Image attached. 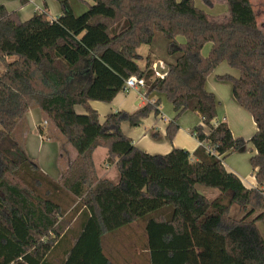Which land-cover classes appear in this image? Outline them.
Returning <instances> with one entry per match:
<instances>
[{"label": "trees", "instance_id": "1", "mask_svg": "<svg viewBox=\"0 0 264 264\" xmlns=\"http://www.w3.org/2000/svg\"><path fill=\"white\" fill-rule=\"evenodd\" d=\"M57 1L58 18L46 9L27 21L0 4V264H116L102 237L134 221L144 222L149 264H264V31L251 0H224L222 17L196 0H94L78 15L70 0ZM157 32L174 58L163 75L150 54L143 67L138 62V49ZM223 61L240 72L219 78L231 82L234 98L257 125L249 140L234 137L226 120L215 124L219 102L206 80ZM131 75L145 80L147 93H164L173 104L169 140L184 111L201 116L193 128L201 144L193 153L152 154L123 132L122 122L139 126L152 111L158 114L159 100L100 120L90 102H112ZM33 106L77 151L59 180L29 157L16 135ZM38 131L44 135L42 126ZM248 141L256 149L250 159L256 188L223 163ZM97 147L107 148L118 181L98 177ZM198 185L220 194L209 199ZM75 214L79 226L65 231ZM56 249L61 258L53 262Z\"/></svg>", "mask_w": 264, "mask_h": 264}, {"label": "crops", "instance_id": "2", "mask_svg": "<svg viewBox=\"0 0 264 264\" xmlns=\"http://www.w3.org/2000/svg\"><path fill=\"white\" fill-rule=\"evenodd\" d=\"M81 1L82 2H74L70 0L76 15L81 14V12L83 13L88 9L89 4L94 3V0ZM0 4H4L8 10H17L22 21H27L35 13L46 11V9L49 12L50 19L58 18L62 13L61 5L57 0H0ZM197 6L204 9L205 11L207 10L205 7H201L198 4ZM210 8L211 11L208 12L209 14L215 15V13H218L216 11L215 2L212 6H210ZM259 26L263 30L264 22ZM178 39L181 41L184 40L182 36H179ZM148 54L153 56L152 59L154 69L158 62H160L163 66H168V62L174 61V58L169 56L167 52H165L163 56L157 55L156 57H154L151 52ZM139 55V59H142V56H145L141 53H139ZM8 60L13 59L8 57ZM142 60H144V63L140 64V66L143 67L146 62V58L144 57ZM226 63V61L220 63L206 80V88L209 91L214 92L219 102L217 106V117L215 119V124L222 120H226L232 130L234 137H242L246 140H249L256 132L257 125L252 115L245 108L239 105L234 98L231 82L224 81L219 78V76L224 74H231L236 77L240 74L238 69L232 68L228 63L227 64L229 66ZM154 100L160 101V104L158 105L159 113L156 114L155 111H152L147 117L142 119L139 126H133L128 121L122 122L121 128L123 132L132 138L133 143L136 146L152 154H166L174 148L186 149L193 153L200 145V141L193 133V128L196 125L202 123V118L198 113L192 110L184 111L177 119L179 126L178 131L176 132L173 140H169L167 138V128L170 121L175 118L176 111L173 104L168 101L167 96L164 93L157 91L147 93L146 88L138 87L129 92L122 90L116 95L112 102L93 100L90 102V104L98 111L100 120L103 121L105 117L111 112L118 110L133 112L146 103H151V101ZM76 110L78 112L84 111L81 106H76ZM45 120L46 119L43 117L40 108L37 106L31 107L26 114L24 122L18 127L16 135L24 143L25 150L29 157L37 161L41 169L51 178L59 180L62 176V172L72 164L78 154L71 144L59 132L58 128L52 126L50 127L49 124H45ZM39 126L43 127L44 135L39 133ZM255 153V147L251 142L248 141L244 147L229 154L223 160L225 168L228 171L236 173L241 178L244 185L248 188H256L258 186L250 163V159ZM96 157L97 160L101 161L99 169L96 165ZM107 157V148L97 147L94 150L93 158L98 177L100 179L109 178L113 181H118L119 179L116 180L114 177H112V172L114 169H116V167L114 164L107 163ZM203 194L206 195L205 193ZM219 194H216L215 197H217ZM206 196L209 199L215 198H212L208 195ZM77 226H79V215L75 214L74 218L68 222L65 231L69 227L75 228ZM106 235L131 239V241L135 242L136 244L134 253L137 261L136 264H149L147 259L148 251L143 247L147 241V233L145 231V225L143 221H134L129 226L122 228L116 233L105 234L102 237V245L103 238ZM70 239L74 240L73 235H70ZM50 255L53 262H57L61 258V252L57 249L53 250ZM106 255L116 264H129V260H126V258H122L120 261L113 256H109L107 253Z\"/></svg>", "mask_w": 264, "mask_h": 264}, {"label": "rangeland", "instance_id": "3", "mask_svg": "<svg viewBox=\"0 0 264 264\" xmlns=\"http://www.w3.org/2000/svg\"><path fill=\"white\" fill-rule=\"evenodd\" d=\"M72 1L82 2L81 0H72ZM213 1L216 3V11L218 12V13H215V16H221L222 17L223 15L227 14L228 10L226 9L227 6L224 5L226 3H223V2H225L224 0H213ZM251 2L253 4L254 10H255L256 15H257L258 25H261V23L264 22V0H251ZM197 4L200 5L201 7H205V9H207L206 10L207 12L211 11L210 6L207 5L204 1L196 0V5ZM226 10H227V12H226ZM263 31H264V29H263ZM182 38L184 39V37H182ZM210 46H212L211 43H207L204 46V48L202 49V54L204 56L208 55L209 49H211ZM166 47H167L166 38L164 37V35L161 32H157L155 37H154V41L151 44L142 45L139 49V53L145 55V56H142V59L144 57L146 58V56L148 55L149 52H151V54L154 55V57H156L157 55L163 56L164 53L166 52ZM152 57L153 56H151V58ZM10 58L13 59L14 57H10ZM142 59L138 60V62L140 64L144 63V60H142ZM2 68H3V65L0 63V69H2ZM168 101H169V99H168ZM47 121H48V124L50 125V127L51 126L55 127V125L53 123H51L49 120H47ZM96 165L99 169L100 165H101V161L97 160V157H96ZM112 177H114V179H116V180L119 179V173H118L117 169L113 170ZM198 187H199L200 191H202L203 193H205L208 196H211L212 198L215 197L216 194H219V192H218L219 190H217V189L208 188V187H204L201 185H198ZM238 213H239L238 212V205L235 204L232 208V214L237 216ZM260 229L264 235V224L260 223ZM103 246H104L105 252L109 256H113L114 258H117L120 261L122 260V258H126V260H129V264H136L137 263L136 257L134 255L135 249H136V244H135V242L131 241V239H128L125 237L120 238V237H112L110 235H106L103 238Z\"/></svg>", "mask_w": 264, "mask_h": 264}, {"label": "built area", "instance_id": "4", "mask_svg": "<svg viewBox=\"0 0 264 264\" xmlns=\"http://www.w3.org/2000/svg\"><path fill=\"white\" fill-rule=\"evenodd\" d=\"M138 87H144L146 88V82L143 78H140L136 75H131L130 77H128L125 81V84L123 86V91L125 92H129L133 89H136ZM154 101H151V103H154ZM45 124H48V121L45 120L44 121ZM201 144V143H200ZM207 148L211 151V152H215L213 147H210L209 145H207Z\"/></svg>", "mask_w": 264, "mask_h": 264}, {"label": "water", "instance_id": "5", "mask_svg": "<svg viewBox=\"0 0 264 264\" xmlns=\"http://www.w3.org/2000/svg\"><path fill=\"white\" fill-rule=\"evenodd\" d=\"M169 70L168 66H163L160 62H158L155 66V71L159 74V75H163L165 73H167Z\"/></svg>", "mask_w": 264, "mask_h": 264}]
</instances>
